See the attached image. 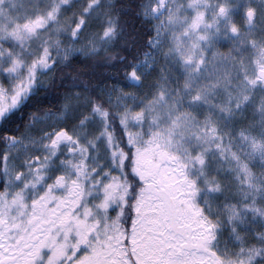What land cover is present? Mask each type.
<instances>
[{
	"label": "snow or ice",
	"instance_id": "6c2138e0",
	"mask_svg": "<svg viewBox=\"0 0 264 264\" xmlns=\"http://www.w3.org/2000/svg\"><path fill=\"white\" fill-rule=\"evenodd\" d=\"M0 264H264V0H0Z\"/></svg>",
	"mask_w": 264,
	"mask_h": 264
}]
</instances>
